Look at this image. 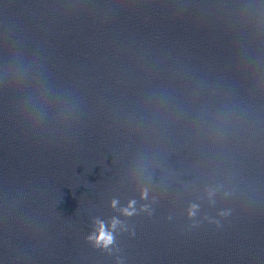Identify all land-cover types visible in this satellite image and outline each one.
Returning <instances> with one entry per match:
<instances>
[{
	"label": "clouds",
	"instance_id": "obj_1",
	"mask_svg": "<svg viewBox=\"0 0 264 264\" xmlns=\"http://www.w3.org/2000/svg\"><path fill=\"white\" fill-rule=\"evenodd\" d=\"M98 239L105 241V243H110L111 242V237L106 235L102 230H101V234H100Z\"/></svg>",
	"mask_w": 264,
	"mask_h": 264
}]
</instances>
